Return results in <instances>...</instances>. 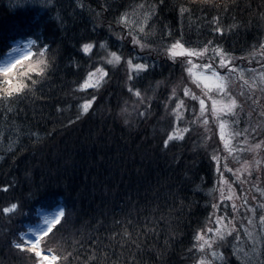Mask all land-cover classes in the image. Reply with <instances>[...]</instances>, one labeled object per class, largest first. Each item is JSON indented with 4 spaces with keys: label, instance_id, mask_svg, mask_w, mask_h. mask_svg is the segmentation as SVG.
I'll use <instances>...</instances> for the list:
<instances>
[{
    "label": "trees",
    "instance_id": "1",
    "mask_svg": "<svg viewBox=\"0 0 264 264\" xmlns=\"http://www.w3.org/2000/svg\"><path fill=\"white\" fill-rule=\"evenodd\" d=\"M122 13L131 21L127 27L117 23ZM127 35L157 53L179 40L247 56L264 47V0H0V60L16 42H31V55L0 72V264L195 261L194 237L213 210L218 185V123L206 116V136L164 134L169 124L184 125L185 119H170L164 109L183 71L159 53H140ZM84 44L92 45L88 52ZM110 52L148 66L136 69L129 82L146 94L148 116L119 112L127 101L119 72L82 112L86 96L78 84L98 64L106 65ZM8 80L11 87H28L9 97ZM263 108L252 102L240 118L225 112L221 121L229 116L236 133L262 147ZM262 172L244 178L245 198L251 192L257 200L253 221L236 224L217 247L223 260L214 264H264V224L258 220L264 216V166ZM58 202L63 214L39 237L37 256L24 235L40 206ZM13 203L17 208L3 211Z\"/></svg>",
    "mask_w": 264,
    "mask_h": 264
},
{
    "label": "rangeland",
    "instance_id": "2",
    "mask_svg": "<svg viewBox=\"0 0 264 264\" xmlns=\"http://www.w3.org/2000/svg\"><path fill=\"white\" fill-rule=\"evenodd\" d=\"M121 35L122 34L118 36L121 37ZM125 38L128 39V43L140 53H148L153 57L158 56L159 53L161 59L173 61L183 71L182 75L172 82L171 91H169V96L164 103V109L166 110L165 112H167V117H170V119H175L177 117L185 119L183 121L184 125L174 126L169 124L164 130V134L167 135L170 134L171 131H174L176 134L184 136L185 133L192 131L198 135L206 136L209 132L210 126L205 122V117L207 116L210 120L218 123L215 130L216 135L214 136V142L216 145H219V149H216L213 155V157L216 156V168L218 173V185L214 200V205H216V207H213L211 213L208 214L206 223L199 230L204 233L206 237H211L215 235V232H208L207 229L209 228H219L220 231H225L224 226L227 225L229 228H232L233 233L238 222L244 223L253 221V205L256 204L257 200L256 196L251 192H249L248 197L245 198L246 194L243 192L244 178H247L250 174H254L259 178L263 175L262 166H264V146L259 147V144L261 145L260 142L253 143V141H250L246 136L242 137L240 132L236 133V128L231 125L232 123L229 121V116H225L227 120L223 122L224 137L222 139L220 135V124L222 122L221 112H217L215 116L213 115L212 100L209 99V97L217 101V108L234 99L236 104L231 112L235 118H240L243 111H249V106L252 102L261 101L262 105H264V47H259L256 50L247 53V56H245L226 53L221 50L220 47L210 45L207 47L206 51L203 52L202 56H188L185 54L184 56L172 57L170 54H166V49L175 42L164 46L162 53L161 50H158L157 53L151 48H142L139 44H134L131 35H127ZM184 47L196 51L205 48ZM215 48H219L221 53L215 52ZM176 51L181 50L177 49ZM29 53H31L30 41L15 43L14 47L5 58L0 60V72L11 70L18 61L20 62L25 57H28ZM221 54H223V58L228 61L223 67L220 65ZM108 58V56L105 58L106 65L98 64L96 67L104 69L106 73L105 78L98 88L90 86L82 89L85 91L86 97L80 101L81 105H83L85 100L92 101L93 97H98L102 88H105L107 85L110 74L119 72L124 78V87L126 89V95L124 98L127 99V101L122 104L119 112L122 114L130 112V115L134 116L137 112L139 114V112L143 111L145 112V116H148L150 114L148 103L145 100H143V103H140V99L129 92V82L132 81L133 74L136 72V69L131 67L128 63L130 59L122 56L119 63L109 64ZM131 62L132 64H136L132 60ZM204 64H211V68L205 69L203 67ZM188 68H192V73L187 71ZM91 71H93V69ZM130 76L131 79H129ZM196 77H200V79L197 81ZM206 83L210 84L211 87L206 88ZM222 83L225 85L223 92L217 87V85ZM185 86H187L190 93H195V96L198 97V99H193L191 94L185 96ZM173 90H175L176 93L174 96L172 95ZM140 92L145 99L146 94L142 91ZM202 93L205 96L200 95ZM200 99L205 101L203 110L200 107ZM178 101H183V104L178 106ZM137 105H139V107H137ZM238 105V110L234 111ZM140 107L141 109L137 110ZM146 107L147 110H145ZM126 108L128 111L124 112L123 110ZM173 109H176V111L173 112ZM262 111H264V108ZM82 112H86L83 111V106ZM224 113L225 112H223V114ZM185 129H187V131H185ZM222 152L223 154L220 155ZM229 169H231V171H229ZM240 179L243 182L240 181L239 183ZM254 187L259 189V187L255 185ZM221 197H223V199H221ZM220 203H223V206H221ZM234 205L235 209L233 208ZM239 214L242 217H238ZM60 216L61 209L59 206L56 208L53 207L50 210H36V219L38 218V220L29 225L24 235L26 242L30 245H32L31 242H36L37 244L39 237L41 239V237L49 231V226H52L57 220H59ZM216 217H225V219L218 224ZM260 217L261 215L258 216V220H260ZM227 240L228 237L226 236L222 241L214 242V249L220 252L217 247L221 246L222 242H227ZM197 243L199 242L196 241V244ZM201 256H206L209 260L211 259L208 252H198L196 249L195 261H192V264H196ZM45 262H47V260ZM38 264L44 263L39 262Z\"/></svg>",
    "mask_w": 264,
    "mask_h": 264
},
{
    "label": "snow or ice",
    "instance_id": "3",
    "mask_svg": "<svg viewBox=\"0 0 264 264\" xmlns=\"http://www.w3.org/2000/svg\"><path fill=\"white\" fill-rule=\"evenodd\" d=\"M47 2L50 3V0H47ZM139 7L143 8L144 5H140ZM181 11L183 12L184 9L182 8ZM150 15L149 12H145L144 16H145V22H147V17ZM117 23H121L124 24L125 27L128 26L129 23H131L130 20L127 19V13H122L121 16L118 18ZM137 27L139 28L140 32H144V27L143 24H139L137 25ZM216 31H220V29H216ZM133 43L134 44H139L142 48L143 47H147V45L141 43L140 40L136 39V37H133ZM211 43V41L209 42ZM48 46L45 45L44 48H47ZM84 50V52H88L90 50V48L92 47L91 44H84L81 46ZM101 47L104 48L105 45L103 42H101ZM44 48L41 49V52L44 51ZM177 49H180L181 51H176ZM207 49V45H205L204 49H201L200 51H196V50H192V49H187L184 47L183 44L180 43L179 40H177L174 44H172L170 47H168L166 49V54H170L172 57H176V56H184L185 54H187L188 56H202L203 52L206 51ZM215 52L217 53H221V50L219 48H215L214 49ZM29 55H31V53H29ZM108 63L109 64H114V63H119L121 61V56L117 55L116 52H110L108 53ZM19 63V61L17 62ZM40 63H43L45 68L47 67V62L46 61H41ZM128 63L131 65V67L140 70V69H146L148 66L146 64H132L131 60L128 61ZM228 61L226 59L223 58V54H221V60H220V65L221 67H223L225 64H227ZM203 67L205 69H209L211 68V64H204ZM32 71H37V69H32ZM39 72L43 73L44 72V68H39L38 69ZM187 71L189 73H192V68H188ZM218 75V74H216ZM106 73L104 71L103 68H96L93 69V71H90L87 73V78L84 79V81L80 84H78V87L81 89L84 88H88V87H99L101 82L103 81V79L105 78ZM129 79H131V76L129 77ZM200 79V77H196V80L198 81ZM207 79V78H205ZM35 81H33L34 83ZM6 83L9 85V89L7 90V95L9 97H11L14 93H21L25 88L28 87V85L26 84H18L16 87H11L12 85V81L8 80L6 81ZM206 88H210L211 85L206 83L205 84ZM217 87L219 88L220 91H224L225 85L219 84L217 85ZM129 92H131L135 97L140 99V103H143L144 97L142 95V93L139 90H135L133 89L131 86L129 87ZM175 90H173L172 95L174 96ZM192 95L193 99H198V97L195 96V93H190L189 89L187 88V86H185V96L188 95ZM93 100L95 99V97L92 98ZM209 99L212 100V110H213V115L215 116L217 114V112H231L232 108L235 106L236 101L233 99L228 103H224L222 104L219 108H217V101L215 99H212L211 97H209ZM200 107L203 110L204 109V105H205V101L203 99H200ZM92 101L91 100H85L83 102V111H87L88 107L91 105ZM183 101H178V106L182 105ZM137 107H139V105H137ZM167 107V105H166ZM124 112H127L128 109H124ZM176 109H173V112H175ZM139 115H145V112L141 111L139 112ZM127 123V121H125ZM205 122H207V117H205ZM220 128H221V138L223 139L224 137V123L221 122L220 124ZM185 131H187V129H185ZM168 139H172V136L169 135ZM165 145L168 144V140L164 141ZM213 159H215V157H213ZM229 171H231V169H229ZM5 190H7V186H5ZM221 199H223V197H221ZM213 207L215 208L216 205H213ZM17 208V205L15 203L11 204L10 207H5L3 209L4 212H9L10 209H15ZM233 208L235 209V205L233 206ZM61 210V214H62ZM225 219V217H216V221L219 224L221 221H223ZM260 221L262 224H264V216L260 217ZM251 223V221H249ZM225 227V231H220L219 228L216 229H212L209 228L207 229L208 232H215L214 236L211 237H206V235L204 233H202L200 230H198L195 234L194 239L196 241H198L199 243L194 244V248L197 249L198 252H208L211 256V259H207L206 256H201V258L196 262V264H214L215 261H222L223 260V254L216 251L214 249V242H218V241H222L227 235H231L232 234V228H229L227 225L224 226ZM234 227V226H233ZM49 231H51V226H49ZM125 235H128L127 233H125ZM32 243V250L34 252H36L37 256H41L42 253L41 251H39L36 247V242H31ZM17 248H23L24 246L22 244H16L15 245ZM45 260H48L49 257L45 256L43 257ZM51 259L54 261L56 259H58L56 256H52Z\"/></svg>",
    "mask_w": 264,
    "mask_h": 264
}]
</instances>
